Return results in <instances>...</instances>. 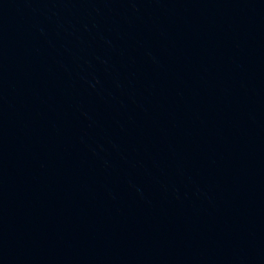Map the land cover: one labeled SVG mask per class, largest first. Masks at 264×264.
Segmentation results:
<instances>
[{"label":"water","instance_id":"obj_1","mask_svg":"<svg viewBox=\"0 0 264 264\" xmlns=\"http://www.w3.org/2000/svg\"><path fill=\"white\" fill-rule=\"evenodd\" d=\"M30 264H264V0H34Z\"/></svg>","mask_w":264,"mask_h":264}]
</instances>
